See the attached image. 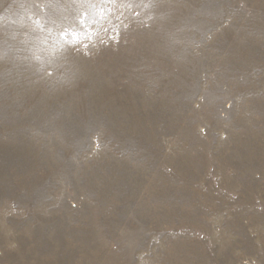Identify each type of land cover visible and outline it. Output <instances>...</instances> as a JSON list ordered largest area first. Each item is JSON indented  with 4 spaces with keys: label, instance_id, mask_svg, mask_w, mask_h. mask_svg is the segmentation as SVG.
<instances>
[{
    "label": "rangeland",
    "instance_id": "1",
    "mask_svg": "<svg viewBox=\"0 0 264 264\" xmlns=\"http://www.w3.org/2000/svg\"><path fill=\"white\" fill-rule=\"evenodd\" d=\"M0 264H264V0H0Z\"/></svg>",
    "mask_w": 264,
    "mask_h": 264
}]
</instances>
